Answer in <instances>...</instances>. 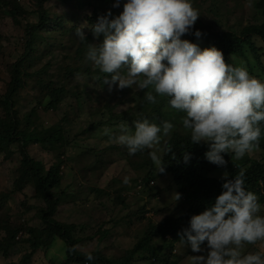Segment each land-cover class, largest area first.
I'll return each instance as SVG.
<instances>
[{
    "label": "rangeland",
    "instance_id": "1",
    "mask_svg": "<svg viewBox=\"0 0 264 264\" xmlns=\"http://www.w3.org/2000/svg\"><path fill=\"white\" fill-rule=\"evenodd\" d=\"M258 1L192 0L193 7L200 13L197 23L201 21L213 30L224 29L238 34L246 27L254 28L263 23L264 15L257 6ZM115 2H0V99H5L9 92L15 63L22 60L27 51V29L31 28L34 30L32 51L20 66V86L13 96L15 111L20 119L18 129L36 130L44 136L62 132L60 139L30 142L27 146L30 156L42 163L44 173L51 165H60L62 181L53 188L59 202L54 218L72 226L78 251H99L105 258L117 262L127 256L147 231L154 227L159 229L167 217L181 216L189 208L174 176L157 172L148 151L158 150L163 158L165 143L172 133H191V130L183 127L185 114L172 108L167 96H164L167 103L158 105L161 114L150 118L146 112L154 103L146 100L143 104L141 95L153 92V88L140 91L136 86L120 89L114 85L109 90L101 80L106 74L86 58L88 43H100L103 39L102 35L99 39L92 38V20L109 10L113 16L119 15L121 6L114 8ZM13 5H18L21 12L15 13ZM42 8L54 19V29L41 30L36 26L40 23ZM77 28L83 30L86 41L79 40ZM251 42L258 51L246 44L245 53L232 55L229 63L249 71L250 65L259 64L260 60L255 55L258 54L264 64V39L254 35ZM200 44L203 48L210 47L207 41L201 40ZM254 73L249 74L264 81L259 66L255 67ZM56 96L60 101L54 104ZM141 105H144L143 108ZM128 110L143 115L137 119L120 120L118 115ZM143 118L157 124L170 121L174 128L171 135L162 137L153 149L129 155L127 148L114 137L120 134L121 124L129 125L134 131L133 122ZM10 121L11 116L0 104V132ZM105 129L110 130L112 136L105 135ZM23 156L21 141L0 147V225L11 222L44 229L46 224L40 213L47 209V203L37 197L34 184L28 183L21 192L15 189ZM245 157L263 161L264 153L258 148L234 159L241 162L247 160ZM152 169L155 184H150V188L145 178ZM225 171L219 169L211 175L221 178ZM140 181L144 184L142 190L139 188ZM144 187L149 191H144ZM175 193L181 194L176 203L172 197ZM258 215L264 216V207ZM6 236V230L1 228L0 241ZM27 237L29 234L18 233L16 242L7 252L0 251V264H102L83 263L69 257L67 244L60 237L29 256L31 246L25 240ZM174 237L172 233L155 235L150 244L162 247L159 253L155 255L139 250L122 264H190L191 255L201 254L192 252L180 241H174ZM242 251L245 254L264 253V240L254 244L245 242Z\"/></svg>",
    "mask_w": 264,
    "mask_h": 264
},
{
    "label": "clouds",
    "instance_id": "2",
    "mask_svg": "<svg viewBox=\"0 0 264 264\" xmlns=\"http://www.w3.org/2000/svg\"><path fill=\"white\" fill-rule=\"evenodd\" d=\"M116 0L114 8L120 7ZM200 16L192 0H125L123 10L113 16L111 10L98 17L92 25L100 43H88L86 58L106 74L103 85L120 89L136 86L145 91V99L156 103L157 95L167 96L168 104L183 112L182 125L191 130V144L208 145L205 158L218 167H226L224 154L237 157L259 148L264 134V81L249 74L245 67L226 63L223 52L216 47L203 48L182 37L190 33ZM80 41L85 33L77 28ZM199 40L203 33L195 30ZM126 70V74H125ZM110 74V75H109ZM143 77V79H141ZM132 127L119 126L114 138L125 146L129 155L153 149L162 137H169L174 128L170 121L162 124L147 118L136 120ZM105 135L112 136L105 129ZM157 167L165 172L162 156L148 151ZM189 162L191 154H182ZM221 179V193L214 202L190 218L180 242L190 247V264H264V253L245 254L244 243L264 240V216L258 215L264 205L256 193L245 187L244 173ZM150 184H155L151 181ZM172 197L175 203L180 193ZM85 259L93 261L92 254Z\"/></svg>",
    "mask_w": 264,
    "mask_h": 264
},
{
    "label": "trees",
    "instance_id": "3",
    "mask_svg": "<svg viewBox=\"0 0 264 264\" xmlns=\"http://www.w3.org/2000/svg\"><path fill=\"white\" fill-rule=\"evenodd\" d=\"M46 1V0H41ZM62 2L68 3L70 0H61ZM0 2L7 3V0H0ZM125 0H121L120 6L121 11L123 10V3ZM259 9H261L264 15V0H259L257 3ZM15 13H20L21 8L18 5L12 6ZM41 20L36 26L41 30H51L54 29L53 26L54 19L51 17L48 11L41 9L40 11ZM98 17L93 19V25L97 22ZM195 30H200L203 36L198 40L194 32ZM92 38H96L93 35L92 30L90 31ZM28 35V45L27 51L24 53L23 59L14 65V75L12 78V84L10 86L9 92L6 94L5 99H0V104L6 108L8 111V116H11V121L7 126L3 127L0 132V147L5 148L11 145L15 141H21L23 160L21 167L19 169V179L16 181L15 189L22 191L28 183H33L36 190L37 197H41L47 203V209L41 211L40 216L42 221L46 224L44 229H35L32 226L25 225H14L13 223H8V225H0V229L6 230L7 236L4 240L0 241V251L4 254L7 252L9 247L16 242L15 237L18 233L22 232L29 234L25 240L30 243L31 251L29 256L33 255L34 252L45 244L50 245L56 237L62 238L67 244V254L69 257L81 261L83 263H89L85 259L86 255L89 253L80 252L75 247L77 239L72 235V226L58 221L54 218V215L58 206V198L53 191V188L58 186L61 181V171L59 164H53L44 173V167L40 161L34 160L27 151V146L30 142H50L51 140H57L62 138V132L57 131L53 134L44 136L43 133L36 130H19V117L15 111V102L13 99L14 94L20 86V66L23 64L25 58H27L32 51V43L34 37V30L31 28L27 29ZM260 35L264 39V20L261 25L251 28L246 27L243 32L238 34L235 31H225L224 29L213 30L209 25L204 24L199 21L195 23L194 28L190 33L185 34L182 39L190 40L193 43L199 44L201 49H203L200 41H207L210 47H216L220 49L225 57L226 63L230 62L231 56H236L238 54L245 53V45L250 44L253 50L256 52L258 49L255 44L251 42L252 36ZM260 60L258 65H250L251 74L254 73L255 67L260 68L261 75L264 76V64H262L261 57L255 54ZM263 56V55H262ZM126 73V70H125ZM259 74V73H257ZM110 75V74H109ZM103 78H101L103 83ZM153 88L149 86L148 89ZM154 94V92H153ZM143 104L146 102L145 92L143 97L141 95ZM60 101V98L56 96L53 103L56 104ZM167 103V99L162 95H157L156 106L155 103L151 107V110L146 112V116L150 118H156L157 115L161 114L160 107L158 105H164ZM142 108L144 105H141ZM140 106V107H141ZM142 113L136 115L130 110L118 115V118L123 121L132 120L136 117H142ZM137 119V118H136ZM264 123V122H262ZM264 132V130H262ZM44 136V137H43ZM259 149L264 153V134L259 139ZM208 145L201 142L199 144H191V133L188 132H174L169 137L165 143L163 162L165 164V172L171 173L177 183V186L184 197L189 208L178 217H167L163 221V225L159 229L152 228L147 231L141 240L135 245L133 249L129 251L127 256L120 261L114 262L105 256L101 255L99 251L90 253L93 255L94 260L92 262L102 263V264H122L129 261L132 256L139 250H146L152 254H157L160 252L162 247L150 244L151 240L155 235H166L172 233L174 241H180L179 233L182 232L184 228L189 226L190 218L194 214H199L202 212L208 204L214 202L215 197L218 196L222 191V183L224 182L221 178H217L211 175L216 170L224 169L229 173V178H232L239 174L244 173L245 177V187L259 197V203L264 204V160L261 161L258 158H246L247 160L238 161L234 159L235 155L231 152L225 155V160L228 162L226 167H218L217 165L210 163L205 158V152L208 151ZM188 151L191 154V159L189 162L185 163L182 158V154ZM148 185L150 186V181H154L155 174L153 169L148 173L147 178ZM145 181V182H147ZM141 185L140 190H142L143 185ZM152 186H150L151 188ZM144 191H149V189H143ZM42 236L44 238H42Z\"/></svg>",
    "mask_w": 264,
    "mask_h": 264
},
{
    "label": "built area",
    "instance_id": "4",
    "mask_svg": "<svg viewBox=\"0 0 264 264\" xmlns=\"http://www.w3.org/2000/svg\"><path fill=\"white\" fill-rule=\"evenodd\" d=\"M139 187L141 188V185H139Z\"/></svg>",
    "mask_w": 264,
    "mask_h": 264
}]
</instances>
